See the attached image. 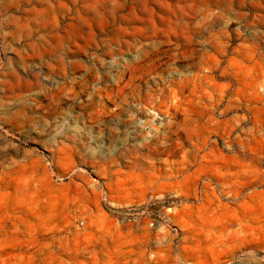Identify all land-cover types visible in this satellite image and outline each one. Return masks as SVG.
<instances>
[{"label":"rangeland","instance_id":"rangeland-1","mask_svg":"<svg viewBox=\"0 0 264 264\" xmlns=\"http://www.w3.org/2000/svg\"><path fill=\"white\" fill-rule=\"evenodd\" d=\"M0 264H264V0H0Z\"/></svg>","mask_w":264,"mask_h":264},{"label":"crops","instance_id":"crops-1","mask_svg":"<svg viewBox=\"0 0 264 264\" xmlns=\"http://www.w3.org/2000/svg\"><path fill=\"white\" fill-rule=\"evenodd\" d=\"M52 20H53L52 26H54L55 25V17L54 16H52ZM54 38H55V34H53L52 36H50L49 41H51ZM56 63H57V66H55V67L53 66L52 62H51V66L50 67L49 66L39 67V68H36L35 67L36 69H34V71L31 74H32L33 78L35 79L36 83H39V80L40 79L49 78V76H51L53 74L56 75L55 70L56 69H59L61 67L60 64L62 66L65 64L64 57L58 56L57 57V60H56ZM60 70H62V67H61ZM54 87L55 88H58L59 85L58 84H55Z\"/></svg>","mask_w":264,"mask_h":264}]
</instances>
